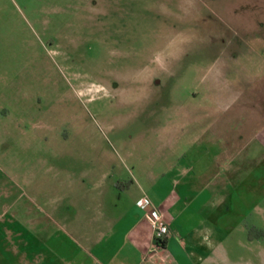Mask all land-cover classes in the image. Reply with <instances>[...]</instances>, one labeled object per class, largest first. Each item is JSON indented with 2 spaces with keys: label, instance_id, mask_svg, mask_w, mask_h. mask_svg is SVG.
<instances>
[{
  "label": "rangeland",
  "instance_id": "obj_1",
  "mask_svg": "<svg viewBox=\"0 0 264 264\" xmlns=\"http://www.w3.org/2000/svg\"><path fill=\"white\" fill-rule=\"evenodd\" d=\"M151 172L216 204L203 264H264V0H0V264Z\"/></svg>",
  "mask_w": 264,
  "mask_h": 264
},
{
  "label": "crops",
  "instance_id": "obj_2",
  "mask_svg": "<svg viewBox=\"0 0 264 264\" xmlns=\"http://www.w3.org/2000/svg\"><path fill=\"white\" fill-rule=\"evenodd\" d=\"M234 133L224 129L220 137L231 143L235 135H243L242 130ZM217 135L219 136L216 132L215 136ZM185 136L186 132L182 133L181 137ZM182 155L183 158L186 156L185 150ZM196 160L199 159L195 158L187 168H195L198 163ZM153 175L152 172L149 174V182L147 180L146 183L144 180L140 184L138 180L132 181L128 190L139 184V191L133 195L132 202L124 210L120 209L119 201L106 203L103 192L101 195L104 199L98 205L101 210H97V213L89 212V204L80 209L76 207V214L66 216V230L69 234L66 242L60 240L49 243L48 248L46 247L49 253L38 255L34 264H203L205 258L197 251L204 248L208 252L207 257L210 255V237L214 229H201L199 226L204 223V217L211 219L214 214L212 208L216 204L210 197L209 202L206 200L200 206L190 201L183 202V198L174 191L175 183L166 182L162 186ZM85 181V178L81 179L82 184ZM95 184L102 185L99 182ZM1 196L5 202L14 199L10 192ZM141 198L148 199L168 225L169 233L164 246L156 244L144 212L136 205ZM56 210L53 211V218L58 216L59 212ZM80 215L82 220L86 219L85 223L78 219ZM73 216L78 218L72 222ZM19 254L18 252L17 255ZM18 261L22 264L23 258Z\"/></svg>",
  "mask_w": 264,
  "mask_h": 264
},
{
  "label": "built area",
  "instance_id": "obj_3",
  "mask_svg": "<svg viewBox=\"0 0 264 264\" xmlns=\"http://www.w3.org/2000/svg\"><path fill=\"white\" fill-rule=\"evenodd\" d=\"M136 205L144 212V218L152 229L154 240L163 241L169 233V228L162 214L146 198L139 199Z\"/></svg>",
  "mask_w": 264,
  "mask_h": 264
},
{
  "label": "trees",
  "instance_id": "obj_4",
  "mask_svg": "<svg viewBox=\"0 0 264 264\" xmlns=\"http://www.w3.org/2000/svg\"><path fill=\"white\" fill-rule=\"evenodd\" d=\"M165 239L163 241H156V244L159 246H164L165 245Z\"/></svg>",
  "mask_w": 264,
  "mask_h": 264
}]
</instances>
